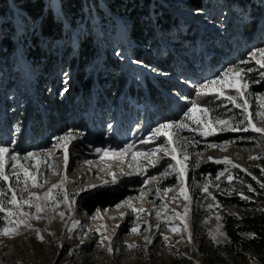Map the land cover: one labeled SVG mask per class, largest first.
<instances>
[{"label": "rangeland", "instance_id": "rangeland-1", "mask_svg": "<svg viewBox=\"0 0 264 264\" xmlns=\"http://www.w3.org/2000/svg\"><path fill=\"white\" fill-rule=\"evenodd\" d=\"M7 2L6 5L10 10L0 15V22L11 20L13 17L11 9L17 12L18 8L14 2L12 0ZM49 3L59 12L56 7L57 0H50ZM200 3V7L195 9L189 7V0H167L162 3L167 10L169 9L170 14L174 15L173 18L178 26L177 30L172 29V36L184 37V42L181 44L184 52L173 54L177 60L180 59L176 67L171 65V71L175 72L173 76L155 65L160 57L166 60L167 55L174 51L172 38L167 39L155 34L151 42H147L150 46L147 45L144 49L149 53L152 62H143L134 57L136 55L134 49L140 46L131 44L127 39V27L117 16H112L114 34L109 27L105 38H101L96 27L98 17L94 14L92 5L86 9V12L90 13L91 25L86 33L83 31V26L78 24L76 28L68 30V38L53 44L46 42V46H49L47 50L51 52L53 58L60 51L64 54L70 50L69 57L63 58L57 74L55 85L58 101L71 89L73 78L71 61L76 52L75 42L84 34V37L92 36V46L94 42L101 40V45L107 50L105 52L108 53L109 59L117 64V68L113 67L109 72L100 61L84 66L82 68L84 83L99 74L101 79L106 81L105 84L108 81L107 75L117 78L121 74H129V77L138 83L140 89L141 74L148 76V80L167 77L172 81L168 83L171 91L165 87L162 89L165 103L161 107H146L145 97L138 102L134 97L122 98L125 94L122 91L125 89H119L112 93V98H105L104 104L107 110H102L98 105L94 107L96 111L94 115L92 106L90 113L88 107L83 106L81 116L76 115L74 120L78 126L58 129L57 135L51 137L41 135V138L28 140L27 128L24 124L27 112H30L29 108L32 110L33 100L38 107L45 105L41 102L43 89L51 83L53 70L51 68L47 74L42 75L27 63L14 38L16 32L14 33L12 42L15 48L11 53L2 50L0 66V147L8 149L4 154L3 164L4 173L9 177L7 181H0V192L3 193L0 195V203L6 210L0 212V227L6 223L2 217L6 215L7 210L15 207L8 203L13 193L16 194L17 201L21 202L28 200L30 195L43 197L44 193L53 184H59L65 175L67 182L63 190H52L53 197L60 202L55 211L46 210L40 213L42 218L39 220L29 219L31 228L21 225L18 229L19 235L12 237L0 235V264H82L83 259H89L83 264H205L192 237V220L204 227L214 244L224 242L221 219L217 220L223 209L219 208L216 198L213 197L216 194H229L223 190L221 183H227L232 189L235 179L233 172L236 170L247 173L252 167H257L260 171L264 169V138L251 130L221 131V126L213 123L216 119H227L241 129L247 121L241 115L240 108L230 104L217 93L222 88L224 95L236 96L238 103H244V100L239 99L236 88H241L247 83L249 87L245 99L248 102L250 118L257 127H264V99H258L264 97V68L257 63L261 58L257 50L264 48V20L260 17L261 11L258 13L255 10L264 7V0L255 1L253 11L258 27L253 30L250 38L240 26V19L247 21L250 10L240 14L239 8L237 12L233 10L237 8L235 4L229 7L224 0H200ZM98 4L101 6L102 3ZM103 13L107 18V11L104 10ZM147 13L152 17L150 11ZM230 13L234 18H227ZM60 17L66 25H69L62 15ZM106 25L101 23L100 27L106 29ZM13 28L14 31L21 28L19 20H14ZM149 29L155 30V26ZM144 34L147 36L145 40L150 41L149 35ZM98 50L100 53L104 52L102 47ZM198 52H201V59L194 60L196 63L190 64V58ZM164 67L168 69V65ZM229 68L244 71L239 76L230 74L222 85L215 86V91L211 95L196 94L201 85L221 79ZM16 71L18 76L12 78L11 72ZM55 85L47 90L48 96L53 92ZM193 103L201 108H208L209 112L207 117L200 111L190 114L192 119L187 120L186 123L188 129L192 130L174 129L172 145L168 144L167 135H154L161 124H172L185 119ZM116 105H118L117 110ZM3 115L12 116L13 118L10 117L7 123L11 120L13 123L9 125L6 123V126L2 127ZM194 120L213 123L216 133L209 136L199 135L200 129L193 122ZM83 121L85 127L82 125ZM92 122L93 126L90 127ZM69 134L72 139L68 144L69 161L65 167L62 145H59L54 153L47 155L45 153L57 144L58 138ZM146 140L149 142L144 143ZM126 145H132L131 151L126 156L112 155L114 152H120ZM209 145L220 147H209ZM162 147H167L169 151L172 147H176L177 160L182 159L184 151L188 153L189 159L185 162L188 167L183 182L176 179L174 169H168L171 175L167 177L161 175L171 157L164 156L163 152H158L155 156L151 153L154 149ZM97 149L101 151L98 152ZM103 150H108L109 154L105 156ZM137 152L149 153V156L133 158V153ZM28 153L37 155L25 159ZM197 154H199V166L195 164ZM13 155L17 159L12 160ZM209 157L213 159L210 160ZM225 158L239 167L233 168L231 164L214 162ZM150 160L155 162V167H152ZM171 163L175 165L176 161L173 160ZM12 165L16 167L13 168ZM207 165H211L217 171L215 176L201 173ZM25 172L29 173L28 177L24 176ZM261 172L264 174V171ZM17 174L20 176L19 182ZM112 174L117 180L115 184L111 183ZM154 176L157 179L151 180ZM229 177L232 178L231 181ZM33 178L42 186L32 187ZM25 179L28 181L27 190H24ZM105 181L108 183L105 184ZM91 185L97 187L91 188ZM205 187L207 191H204ZM165 188L172 190L165 192ZM100 191L110 196L103 205L97 204L94 199L96 192L102 194ZM65 194L69 196L67 204L63 202ZM72 200H75V204L71 203ZM125 202L145 211L133 212L132 207ZM39 203L43 205L51 202L41 200ZM117 205L121 207L117 208ZM20 210L35 213V209H28L27 205H23ZM60 211L65 213L63 219L57 215ZM157 212L160 213L159 219L156 216ZM14 219L15 216L8 215V220ZM73 220L79 221V224L74 226ZM185 225L188 231L184 230ZM133 227H137L139 232L131 233ZM69 228L73 230L69 232ZM34 229L40 230L42 241L36 239ZM189 233H191V243L188 242ZM210 234L217 237L216 241L211 239ZM105 236L111 239L110 246L113 249L111 254L107 252V241L103 245L98 244V241ZM164 236H168L169 239L165 241ZM146 238H150L151 243H147ZM63 240H66L68 255L65 254ZM129 245L135 247L129 248ZM81 247H87L92 254H81L77 251ZM214 264L234 263L221 259L216 260ZM238 264H251V262L247 258L245 262Z\"/></svg>", "mask_w": 264, "mask_h": 264}, {"label": "trees", "instance_id": "trees-1", "mask_svg": "<svg viewBox=\"0 0 264 264\" xmlns=\"http://www.w3.org/2000/svg\"><path fill=\"white\" fill-rule=\"evenodd\" d=\"M14 5L17 6V12H13L11 20L6 22H0V66L1 57H3L2 50L5 49L7 53L13 52L15 45L13 44V36L18 43L19 49L25 61L29 63L33 68L41 72L42 75L47 74L52 68L54 76L51 83L47 84L46 89H43V98L41 102L45 105L38 107L36 102L32 101V110L27 112V119L24 127L27 128L28 140L36 139V137H51L57 135V130L64 127L78 126L74 121L76 115L81 116L83 106L88 107V112H91L90 106L94 111V107L98 105L102 110H107L105 106V98H112V93L125 89V96L134 97L136 101L142 100L145 97L146 107L157 106L161 107L165 101L162 98V89L165 87L169 91L170 78L158 77L153 80H148V76L141 74L139 80H141V89L134 80L129 77V74H121L117 78H113L111 75H107V83L102 80L100 74L94 78H91L89 82L84 83L85 78L82 74V68L91 64L94 61H100L104 66L113 70L116 69V62H111L107 51L102 45L101 40L97 43L94 42V46L91 45L92 36L81 35L77 38L76 52L71 61L72 82L69 93L66 94L60 101L56 97L57 87V74L61 68L63 58H68L70 50L64 54L58 52L56 57H52V54L47 49L46 42L53 44L59 42L63 38H68L67 33L69 29L76 28L78 24L83 26V31H86L91 27L89 22L90 13L86 12L87 8H93L94 14L98 17L96 21V27L100 33L101 38H105L106 30L110 27L112 32L115 30L114 21L112 22V16H117L126 25L127 39L131 41V44L139 45L138 49H134L136 55L135 58L143 60V62L151 63L152 60L149 53L144 49L147 45L150 46L151 39L155 34L162 35L164 38H172L174 44L172 52H170L166 60H163L160 56L158 62H154L157 67L163 68L167 71V74L171 76L175 75V72L171 71V65L176 67L177 58L174 56L177 52H184L181 49V44L184 42L183 35L172 36V29L178 28L175 23V19L170 14L169 9L165 8L162 3L167 0H57V10L54 5L50 4V0H12ZM225 4L231 7L233 4L237 8H231L234 11H239L240 14L250 10V15L247 21L240 19V26L246 32L245 35L250 38L253 34V30L258 27L255 20V1L258 0H224ZM101 2L100 4H98ZM189 7L198 8L201 3L200 0H189ZM7 0H0V15L8 12L10 7H7ZM207 4V3H205ZM239 8V9H238ZM107 11V18H105L103 11ZM260 13V17L264 20V7L255 9ZM147 11L151 12L152 17L148 15ZM92 13V11H91ZM65 20L69 23L66 25ZM154 16V17H153ZM148 17V19H145ZM234 18L230 13L227 18ZM13 18V19H12ZM154 18V19H153ZM14 20L20 21V29L14 31ZM145 20H148L146 22ZM234 21V20H233ZM236 21V19H235ZM78 22V23H77ZM107 24L106 29L100 27V24ZM155 26V30H150L149 27ZM32 28V33L30 30ZM177 30V29H176ZM148 38L150 41L145 40ZM149 33V34H148ZM114 34V32H113ZM70 40V39H69ZM108 42V41H107ZM69 43V42H68ZM51 46V45H50ZM102 47V53L99 52V48ZM70 49V48H69ZM142 49V50H141ZM174 54V55H173ZM201 52L192 55L189 63H196L194 60L201 59ZM213 56V55H212ZM6 57V56H4ZM215 57V56H214ZM165 61V63H164ZM168 65V69L164 66ZM120 70V65H119ZM121 72V71H120ZM18 71L11 72V77L16 78ZM111 76V77H110ZM3 80V79H1ZM51 95H47V90L53 87ZM160 88V89H157ZM143 89V90H142ZM145 93V94H144ZM35 95V94H34ZM54 95V96H53ZM103 96V97H102ZM95 97V98H94ZM142 103V102H141ZM6 106V105H5ZM47 109V111L45 110ZM118 105H116V110ZM5 110V108H4ZM161 110V109H158ZM98 111V109H97ZM5 112V111H4ZM12 116L3 115L1 119V126H6L9 118ZM13 123L11 120L10 123ZM34 123V124H33ZM71 125H68L70 124ZM83 127L84 121H83ZM93 126V122L90 127ZM202 174L216 175L217 171L213 169L211 165H207L201 171ZM234 180L233 187L227 183H221L223 190L229 192L228 195L216 194V198L219 208L223 210L219 213L221 218V227L225 240L221 244H214L208 237L204 227L191 221V233L194 239L195 247L203 258L205 264H214L217 260H226L228 262L238 264L245 262L248 258L251 264H264V174L257 167H252L247 173L236 170L233 172ZM255 177V179H253ZM249 187L251 190H249ZM102 194L96 192L94 199L97 204H104L110 198L109 194L100 191ZM242 197H246L242 198ZM63 247L65 254L68 255L69 249L66 247V240H63ZM81 254H92L91 250L87 247H81L77 249ZM89 252V253H87ZM101 256V253H99ZM89 259H83V263H87ZM81 262V261H80Z\"/></svg>", "mask_w": 264, "mask_h": 264}, {"label": "snow or ice", "instance_id": "snow-or-ice-1", "mask_svg": "<svg viewBox=\"0 0 264 264\" xmlns=\"http://www.w3.org/2000/svg\"><path fill=\"white\" fill-rule=\"evenodd\" d=\"M258 54L261 57L260 59L257 60V63L260 65V67L264 68V48L262 49H258ZM256 55V54H254ZM244 70L242 69H238V68H229L226 72L223 73L221 79L219 80H211L208 83L201 85L200 88L197 90V95L198 96H208L211 95L214 91H215V86L217 85H222L223 82L227 79V77L232 74L235 76H239L241 72H243ZM233 87H235V85H233ZM249 85L247 83H244L242 85L241 88H236V92L239 94V99L244 100V103H238L237 102V97L233 96V95H224V92L222 90V88L219 90V92L217 93L218 96H222L225 100H227L230 104L234 105L237 108L241 109V115L244 116V120L247 121V123L245 124V126L241 129L239 127L234 126L232 123H230L229 120L227 119H216L213 123L216 125H220L221 131H226V132H236V131H244V132H248L249 130H251L254 133H257L260 135L261 138H264V127H257L255 123H253V120L250 118V114H249V109H248V102L245 99V94L247 92ZM258 99H264V97H259ZM194 111H200L204 114L205 117H207L209 109L208 108H201L199 107L196 103H193L192 107L188 109V114L185 116V119L180 120L178 122L172 123V124H161L156 130L154 135H167L168 136V144L172 145L174 143L172 137L175 135V132L173 131L174 129H188V124L186 123L187 120H191L192 116L190 115L192 112ZM257 115H260V113H256ZM194 123H196L198 125V128L200 129L199 131V135L201 136H209V135H214L216 133V129L213 127V123H209L206 120L205 121H200V120H194ZM241 123H243V121H241ZM188 130H192V129H188ZM71 135L69 134V136H65V137H60L58 138V142L56 145H53L52 149H49L47 153H45V155L47 154H51L54 153L56 148L59 145L63 146V156H64V164L65 167H67L68 161H69V154H68V144L71 142ZM149 141H144V143H148ZM190 143V142H188ZM227 143H231V142H227ZM209 147H220L219 145H209ZM132 149V145H126L120 152L116 153H112V155L114 156H126L128 152H130ZM96 151H101L100 149H97ZM104 151V155L107 156L108 150H103ZM182 151H184L182 149ZM8 152V149L6 147H0V181H7L9 179V177L7 175H5L4 173V164H3V159H4V154ZM158 152H163L164 156L166 157H171V160H169L167 162V168H165V170L161 173L162 176L167 177L169 175H171V173L168 171V169H174L175 173H176V179L177 180H181V182H183V177L185 176V172L187 169V164L185 163L188 159H189V155L186 151H184L183 157L180 160H177V148L176 147H172L171 150L169 151V149L167 147H162V148H156L152 151L151 155L155 156L156 153ZM37 155L36 153H28L27 156L25 157V159H28L30 157H33ZM149 156V153H143V152H137V153H133V158L136 157H147ZM251 159H257L258 157H250ZM12 160L17 159V157L15 155H13L11 157ZM210 160H212V157H209ZM175 160L176 164H172L171 161ZM150 163H152V167H155L156 164L155 162H152L151 160L149 161ZM215 163L217 164H231L233 168H237L239 167V165H236L234 163H232V161L230 159H223V160H214ZM86 163L91 164V161H86ZM196 166H199V154H197V159L195 162ZM13 168L16 167V165H12ZM49 167H51V165H49ZM242 171H244V169H241ZM261 171H264V169H261ZM54 174H58V173H54ZM131 174V173H129ZM223 173H221L222 175ZM113 175V180L111 181V183L115 184L117 183V180L115 179V175ZM25 177L29 176L28 172L24 173ZM219 178V177H217ZM157 177H151V180H156ZM231 177H229V180L231 181ZM253 179H255V177H253ZM17 181H20V176L17 174ZM67 182V177L65 175L64 179L61 180V182L59 184H53L52 187L44 193L43 197L41 196H31L29 197L28 200H24L21 202L17 201L16 198V194L13 193L11 199L8 201L9 204L14 205L15 207L13 209H8L7 213L4 217H2V219L5 220V225L0 227V235L2 236H7V237H12L15 235H19V231L18 229L21 227V225H23L26 228H31V225L28 223L29 219H41V215L40 213L44 212V211H48V212H53L55 211V208L59 207L60 202L57 201L55 199V197H53L52 195V190L53 189H64L65 183ZM150 182V181H149ZM45 183H47V181H45ZM108 182L105 181V184H107ZM24 190H27L28 187V181L27 179H25L24 181ZM32 187H40L42 185H38L35 181V179L33 178L32 180ZM91 188H95L97 187L96 185H91ZM261 187H264V184L261 185ZM85 191H87L88 189H84ZM171 188H165L164 191L165 192H169L171 191ZM249 190H251V188L249 187ZM9 191H11V189H9ZM204 191H207V188H204ZM0 195H3L2 192H0ZM76 195H79V193H76ZM186 195V193H185ZM245 198L246 197H242ZM213 199H215V197H213ZM46 201V202H51L50 204L46 203V204H41L39 203V201ZM34 201H36L34 203ZM63 202L64 203H68L69 202V196L67 194H65L63 196ZM72 204H75V200H72L71 202ZM128 203L129 207H132V205L129 202H125ZM23 205H27L28 209H35V213L33 214L32 212H24L21 211V207ZM117 208L121 207V205H117ZM211 207V205L209 206ZM5 208L3 206L2 203H0V212H5ZM132 211L139 213V212H144V209H136L134 207H132ZM13 215L16 217V219L14 220H8V215ZM57 215L63 219L65 213L63 211H60L57 213ZM157 219H159L160 217V213L157 212L156 213ZM221 219L219 216H217V220ZM79 221L73 220V225H78ZM117 227H119V225H117ZM157 228H159V225H157ZM73 229L69 228L68 231L71 232ZM185 231H188L187 229V225H185ZM34 231L36 232V239L38 240H43V237L40 235V230L39 229H34ZM131 233H138L139 229L137 227H133L131 230ZM174 231V230H173ZM211 239L213 241H216L217 237L215 235L210 234ZM169 239L168 236H164V240L167 241ZM107 241L108 242V247H107V252L109 254H111L113 252L111 245V239L107 236L103 237L101 240L98 241V244L103 245L104 242ZM146 242L147 243H151V239L150 238H146ZM188 242L191 243V233L188 234ZM129 248L131 247H135L134 245H129Z\"/></svg>", "mask_w": 264, "mask_h": 264}]
</instances>
